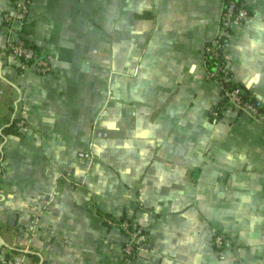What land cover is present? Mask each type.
Wrapping results in <instances>:
<instances>
[{
	"label": "crops",
	"instance_id": "obj_1",
	"mask_svg": "<svg viewBox=\"0 0 264 264\" xmlns=\"http://www.w3.org/2000/svg\"><path fill=\"white\" fill-rule=\"evenodd\" d=\"M242 1L250 15L228 26L226 54L264 112V0ZM222 9L33 0L21 21L0 0V262L264 264V124L212 113L205 47ZM10 37L51 69L10 53ZM106 218L141 225L146 248L125 257Z\"/></svg>",
	"mask_w": 264,
	"mask_h": 264
},
{
	"label": "built area",
	"instance_id": "obj_2",
	"mask_svg": "<svg viewBox=\"0 0 264 264\" xmlns=\"http://www.w3.org/2000/svg\"><path fill=\"white\" fill-rule=\"evenodd\" d=\"M32 1L33 0H12V5L15 8V12L13 15H11L9 12H5L4 18L6 20L13 18L21 21L24 20L28 12L29 5L32 3ZM235 8L236 5L234 0H227L226 4L223 5L220 27L214 39L205 47V52L210 54V60L218 58L219 48L221 47L225 54L224 61L215 62L212 69L207 70V77L213 78L219 86L224 85V83L229 81L234 83L232 86L226 87V95L230 100V103L233 104V108L246 111L253 119L264 124V112L261 109V106L257 102L251 101L249 98L244 96V89L233 79L232 70L229 65L228 56L226 54L227 39L230 35V31L228 29L229 24L236 25L241 21H244L250 15L243 2L237 6V10L234 12ZM222 39H224L226 42L222 43ZM6 48L23 63H27L28 61L34 63L36 69L41 72H47L51 69L50 62L52 57L47 54L38 53L37 49L32 44L24 41L23 39L10 37L7 40ZM212 113L213 115H217L218 111L213 109ZM106 222L108 225L119 226L126 233L127 238L123 245V253L125 257H130L135 253V251L146 248L145 244L139 242L144 233L143 227L137 224L135 221H130L126 218H106ZM223 240V234L216 232L214 235L215 244L217 246H221ZM0 264L6 263L1 261Z\"/></svg>",
	"mask_w": 264,
	"mask_h": 264
},
{
	"label": "trees",
	"instance_id": "obj_3",
	"mask_svg": "<svg viewBox=\"0 0 264 264\" xmlns=\"http://www.w3.org/2000/svg\"><path fill=\"white\" fill-rule=\"evenodd\" d=\"M226 2H227V0H223V5H225L226 4ZM234 2H235V5H236V8L234 9V12L237 10V6H239L243 1L242 0H234ZM244 3V2H243ZM244 5H245V3H244ZM246 6V5H245ZM248 9V8H247ZM248 11H249V9H248ZM224 42H226V41H224V39H222V43H224ZM205 54H206V58H207V62H206V66H207V70H210V69H212V67L214 66V64H215V62H217V61H219V62H222V61H224V56H225V54H224V50L222 49V47L221 48H219V56H218V58H216V59H212V60H210V58H209V56H210V54L209 53H207V52H205ZM237 82V81H236ZM238 83V82H237ZM234 83H232V82H226V83H224V85H220L219 86V88H220V91H221V100H220V102H219V104H217V106H215V110H217L218 112H219V110H220V107L222 106V105H228V106H231V107H234L233 106V104L232 103H230V100L228 99V97H227V95H226V87L227 86H232ZM242 88H243V86L240 84V83H238ZM244 89V88H243ZM244 91H245V89H244ZM244 96L246 97V98H249V96L247 95V93L246 92H244ZM251 101H255L254 99H251V98H249ZM239 111H241V109H238ZM12 124V123H11ZM11 127V125L8 127V128H10ZM139 242H143L142 241V239H140V241Z\"/></svg>",
	"mask_w": 264,
	"mask_h": 264
},
{
	"label": "water",
	"instance_id": "obj_4",
	"mask_svg": "<svg viewBox=\"0 0 264 264\" xmlns=\"http://www.w3.org/2000/svg\"><path fill=\"white\" fill-rule=\"evenodd\" d=\"M229 25H231V24H229ZM2 244H4V241L0 238V246H1Z\"/></svg>",
	"mask_w": 264,
	"mask_h": 264
}]
</instances>
